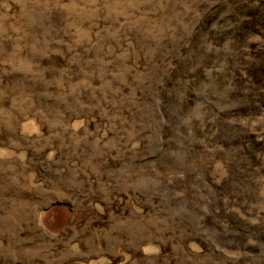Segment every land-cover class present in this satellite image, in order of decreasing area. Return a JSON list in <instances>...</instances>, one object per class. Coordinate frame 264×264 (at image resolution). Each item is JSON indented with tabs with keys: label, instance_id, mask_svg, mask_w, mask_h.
<instances>
[{
	"label": "rangeland",
	"instance_id": "obj_1",
	"mask_svg": "<svg viewBox=\"0 0 264 264\" xmlns=\"http://www.w3.org/2000/svg\"><path fill=\"white\" fill-rule=\"evenodd\" d=\"M0 264H264V0H0Z\"/></svg>",
	"mask_w": 264,
	"mask_h": 264
}]
</instances>
